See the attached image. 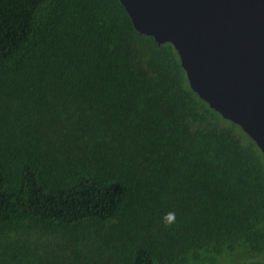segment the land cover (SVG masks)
I'll use <instances>...</instances> for the list:
<instances>
[{
    "label": "trees",
    "instance_id": "16d2710c",
    "mask_svg": "<svg viewBox=\"0 0 264 264\" xmlns=\"http://www.w3.org/2000/svg\"><path fill=\"white\" fill-rule=\"evenodd\" d=\"M223 262L264 264L256 141L121 0H0V264Z\"/></svg>",
    "mask_w": 264,
    "mask_h": 264
},
{
    "label": "water",
    "instance_id": "95a60500",
    "mask_svg": "<svg viewBox=\"0 0 264 264\" xmlns=\"http://www.w3.org/2000/svg\"><path fill=\"white\" fill-rule=\"evenodd\" d=\"M141 33L178 51L191 88L264 153V0H121Z\"/></svg>",
    "mask_w": 264,
    "mask_h": 264
},
{
    "label": "rangeland",
    "instance_id": "374dc122",
    "mask_svg": "<svg viewBox=\"0 0 264 264\" xmlns=\"http://www.w3.org/2000/svg\"><path fill=\"white\" fill-rule=\"evenodd\" d=\"M56 238H57L56 235H51V236H50V240L53 241V242L55 241ZM216 264H231V263H229V262L224 263V262H223V263H216Z\"/></svg>",
    "mask_w": 264,
    "mask_h": 264
}]
</instances>
